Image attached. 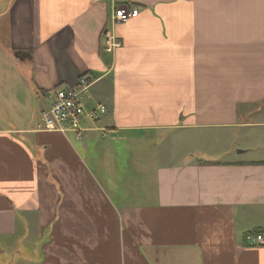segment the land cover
<instances>
[{"label": "crops", "instance_id": "obj_1", "mask_svg": "<svg viewBox=\"0 0 264 264\" xmlns=\"http://www.w3.org/2000/svg\"><path fill=\"white\" fill-rule=\"evenodd\" d=\"M120 5L140 13L114 24ZM83 74L106 113L39 129ZM252 232L264 0H0V264H264Z\"/></svg>", "mask_w": 264, "mask_h": 264}, {"label": "built area", "instance_id": "obj_2", "mask_svg": "<svg viewBox=\"0 0 264 264\" xmlns=\"http://www.w3.org/2000/svg\"><path fill=\"white\" fill-rule=\"evenodd\" d=\"M140 8L137 6L120 5L113 11V23L128 22L138 16ZM105 49L114 52L122 46V40L111 30L103 32ZM93 80L88 74H83L77 84L72 87H64L55 91L50 108L43 111L38 128L44 131L65 132L74 131L78 139H82L87 132L82 125L84 119L95 120L99 115L106 113L105 105H98L93 110H87L83 102L84 96L89 92ZM247 241L251 243H263L264 235L257 232L248 233Z\"/></svg>", "mask_w": 264, "mask_h": 264}, {"label": "trees", "instance_id": "obj_3", "mask_svg": "<svg viewBox=\"0 0 264 264\" xmlns=\"http://www.w3.org/2000/svg\"><path fill=\"white\" fill-rule=\"evenodd\" d=\"M15 55L20 58V59H25V58H28L29 57V54L28 53H25V52H22V51H16L15 52ZM259 231V230H258ZM257 231V232H258ZM262 232V231H260Z\"/></svg>", "mask_w": 264, "mask_h": 264}, {"label": "rangeland", "instance_id": "obj_4", "mask_svg": "<svg viewBox=\"0 0 264 264\" xmlns=\"http://www.w3.org/2000/svg\"><path fill=\"white\" fill-rule=\"evenodd\" d=\"M85 108H86V105H85ZM16 258H18V254L16 255ZM6 260H9V257H6Z\"/></svg>", "mask_w": 264, "mask_h": 264}]
</instances>
